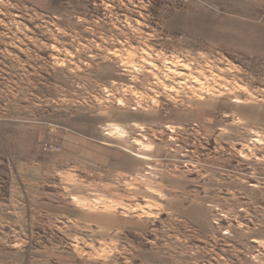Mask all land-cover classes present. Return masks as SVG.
Wrapping results in <instances>:
<instances>
[{
  "label": "rangeland",
  "instance_id": "obj_1",
  "mask_svg": "<svg viewBox=\"0 0 264 264\" xmlns=\"http://www.w3.org/2000/svg\"><path fill=\"white\" fill-rule=\"evenodd\" d=\"M0 264H264V0H0Z\"/></svg>",
  "mask_w": 264,
  "mask_h": 264
}]
</instances>
